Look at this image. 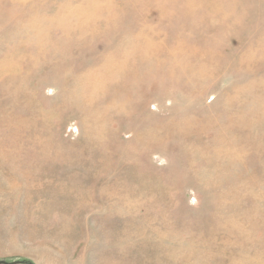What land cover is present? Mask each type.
I'll list each match as a JSON object with an SVG mask.
<instances>
[{
    "label": "rangeland",
    "instance_id": "374dc122",
    "mask_svg": "<svg viewBox=\"0 0 264 264\" xmlns=\"http://www.w3.org/2000/svg\"><path fill=\"white\" fill-rule=\"evenodd\" d=\"M0 261L264 264V0H0Z\"/></svg>",
    "mask_w": 264,
    "mask_h": 264
},
{
    "label": "water",
    "instance_id": "95a60500",
    "mask_svg": "<svg viewBox=\"0 0 264 264\" xmlns=\"http://www.w3.org/2000/svg\"><path fill=\"white\" fill-rule=\"evenodd\" d=\"M0 264H32L28 261H12V262H9V261H0Z\"/></svg>",
    "mask_w": 264,
    "mask_h": 264
}]
</instances>
